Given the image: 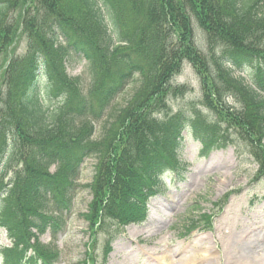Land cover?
<instances>
[{"label":"trees","instance_id":"16d2710c","mask_svg":"<svg viewBox=\"0 0 264 264\" xmlns=\"http://www.w3.org/2000/svg\"><path fill=\"white\" fill-rule=\"evenodd\" d=\"M32 2L10 26L12 0H0V47L27 38L25 54L0 72V227L12 243L0 255L4 264L56 260L54 241L88 158L94 176L81 187L92 195L83 213L91 233L96 221L101 229L144 217L161 172L178 168L184 133L203 154L242 143L264 170V0ZM194 19L210 37L207 55L194 42ZM74 57L86 60L87 80L67 74L64 61ZM183 60L200 75L213 117L182 108L154 115ZM246 69L248 81L236 73ZM129 86L130 98L95 136L93 122ZM13 159L21 165L6 181ZM197 218L195 227L210 228L209 214ZM47 231L52 241L43 244Z\"/></svg>","mask_w":264,"mask_h":264},{"label":"rangeland","instance_id":"374dc122","mask_svg":"<svg viewBox=\"0 0 264 264\" xmlns=\"http://www.w3.org/2000/svg\"><path fill=\"white\" fill-rule=\"evenodd\" d=\"M32 5V0H12L6 24L15 26L12 18L18 17L21 8H32ZM192 28L196 46L207 55V39L210 37L204 34L195 19ZM15 33L18 34V30ZM5 48L0 47V72L10 58L25 54L26 36H17L7 50ZM75 59L65 61L66 72L87 80L85 61ZM169 85L163 96L165 105L156 107L154 115L171 114L182 108L213 117L204 106L205 87H202L200 75L188 60H183ZM132 93V86L127 87L116 98L110 111L107 110L108 114L94 121L96 136L110 114L114 113V107L125 104ZM176 159L178 175L171 169L166 171L162 189L152 191L145 199L146 213L142 221L122 226L117 221H106L101 229L96 221L94 233L89 230L83 216L88 212L92 195L88 188L81 186L92 182L95 171L94 159H87L79 178L80 189L73 212L68 217L67 231L56 241L61 260L52 264H240L234 252L235 244L248 247L246 241L251 240L254 233L260 239L256 243L251 240V252L261 256L253 264H264L261 260L264 259V170L249 155L245 145L237 142L205 155L199 142L189 136ZM20 165L21 162L13 159L4 169V180L9 181L13 169ZM202 213L210 215L209 229L194 226L193 220ZM39 241L47 244L50 233L40 235ZM11 246L6 231L0 227V255L3 249ZM29 254H32L31 249ZM0 264H4L3 257H0Z\"/></svg>","mask_w":264,"mask_h":264},{"label":"bare ground","instance_id":"6f19581e","mask_svg":"<svg viewBox=\"0 0 264 264\" xmlns=\"http://www.w3.org/2000/svg\"><path fill=\"white\" fill-rule=\"evenodd\" d=\"M260 238L258 237L257 234H253L252 235V239L255 243L259 240ZM251 240H247L246 244L248 245V247L245 246V244L243 245H239L238 243L235 244V253L238 256V262L240 264H253V262L257 259H260L261 254H258L256 252V254H253V252H251V247L253 245V241ZM264 260V259H261Z\"/></svg>","mask_w":264,"mask_h":264}]
</instances>
